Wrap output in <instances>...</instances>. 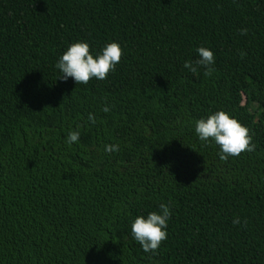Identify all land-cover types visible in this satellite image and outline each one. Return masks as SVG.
<instances>
[{"label": "trees", "instance_id": "obj_1", "mask_svg": "<svg viewBox=\"0 0 264 264\" xmlns=\"http://www.w3.org/2000/svg\"><path fill=\"white\" fill-rule=\"evenodd\" d=\"M79 41L120 44L107 79H60ZM199 47L211 76L184 67ZM220 110L255 151L199 140ZM162 203L145 252L131 225ZM0 264H264V0H0Z\"/></svg>", "mask_w": 264, "mask_h": 264}, {"label": "clouds", "instance_id": "obj_2", "mask_svg": "<svg viewBox=\"0 0 264 264\" xmlns=\"http://www.w3.org/2000/svg\"><path fill=\"white\" fill-rule=\"evenodd\" d=\"M247 29L241 30V35H246ZM198 59L194 62L186 61L184 67L192 73H198L199 68H204V75L211 76L215 64V55L206 47L197 50ZM124 55L123 49L117 42L108 43L102 52L94 56L87 42L79 41L71 44L63 53L56 64V68L62 73L60 79H74L77 84L87 85L93 78L98 80L107 79L108 75L115 71L116 65ZM246 55L241 53V56ZM111 109L105 106L102 111L109 112ZM89 120L95 124L93 114H89ZM195 133L202 142H214L220 148V159L227 161L229 157H239L244 152H253L256 145L250 129L232 117L228 112L220 110L209 115L206 119L195 122ZM79 131H70L65 143L71 146L78 142ZM104 150L108 153L118 152L119 145H105ZM160 212H151L144 216H138L131 225L132 237L142 246L145 252L157 253L160 246L168 239V222L172 212L167 204L159 205ZM241 223L239 217L233 220L234 225ZM247 224V219L243 221Z\"/></svg>", "mask_w": 264, "mask_h": 264}]
</instances>
